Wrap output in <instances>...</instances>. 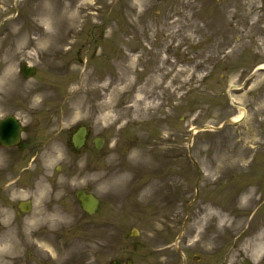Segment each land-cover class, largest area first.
I'll return each instance as SVG.
<instances>
[{"label": "rangeland", "instance_id": "rangeland-1", "mask_svg": "<svg viewBox=\"0 0 264 264\" xmlns=\"http://www.w3.org/2000/svg\"><path fill=\"white\" fill-rule=\"evenodd\" d=\"M261 64L264 0H0V77L17 83L0 80V118L26 125L24 148L0 147V249L11 236L19 254L0 255L264 264V72L250 77ZM232 103L245 121L217 129L241 113ZM80 124L102 150L71 151ZM80 188L102 199L97 214L83 213Z\"/></svg>", "mask_w": 264, "mask_h": 264}, {"label": "bare ground", "instance_id": "bare-ground-1", "mask_svg": "<svg viewBox=\"0 0 264 264\" xmlns=\"http://www.w3.org/2000/svg\"><path fill=\"white\" fill-rule=\"evenodd\" d=\"M75 22V21H74ZM47 32H48V30H46ZM12 77V73L11 72H8V71H6L3 75H1V77H0V80H1V83H3V84H7L9 81H10V78ZM81 91H82V89H77V92H76V94H75V96L74 97H76L78 94H80L81 93ZM242 114H243V112L241 111V113L239 114V115H237L236 117H235V119L236 118H239V117H241L242 116ZM57 217V218H56ZM64 216L63 215H61L60 216V214H56L55 215V217H53V219H62V220H64ZM255 239H259V238H255ZM253 241H254V239H253ZM74 244L75 243V240H74V238H72V239H70L69 241H68V245L67 246H71V244ZM255 243V242H254ZM3 245H2V247H1V249H0V251L1 252H5V251H7V250H9L10 251V254H9V260H12V259H14V258H16V257H18V252H16V253H14L12 250H13V247H15V240H14V238L13 237H11V236H5L4 237V239H3V243H2ZM43 246H45V247H47V250L48 249H50V247L49 246H47L46 244H42ZM254 245V244H253ZM248 247L249 246H247L246 247V250L248 249ZM251 247V246H250ZM249 249H251V248H249ZM248 249V250H249ZM37 253H38V251H37ZM68 253V254H67ZM65 254H67V256L66 257H64V255ZM36 256H37V254H35ZM62 255H63V257H61V258H55V259H53V263H51V264H64L66 261H68V259L72 256V254H71V252H62ZM235 255V254H234ZM233 255V256H234ZM7 256L8 255H6L5 257H2L1 255H0V262H1V264H8L9 262H8V260H7Z\"/></svg>", "mask_w": 264, "mask_h": 264}, {"label": "water", "instance_id": "water-1", "mask_svg": "<svg viewBox=\"0 0 264 264\" xmlns=\"http://www.w3.org/2000/svg\"><path fill=\"white\" fill-rule=\"evenodd\" d=\"M1 128L2 130H1L0 138L4 143L11 144L18 140L17 125L12 120L9 122H3L1 124ZM81 197L82 199L87 198L89 200V201L86 200V204H85L89 210L93 209L91 208L93 203L97 204V200L93 198L91 195H85L82 192Z\"/></svg>", "mask_w": 264, "mask_h": 264}]
</instances>
